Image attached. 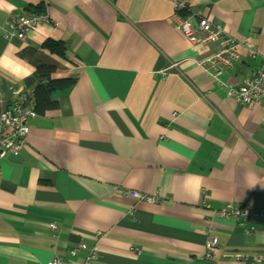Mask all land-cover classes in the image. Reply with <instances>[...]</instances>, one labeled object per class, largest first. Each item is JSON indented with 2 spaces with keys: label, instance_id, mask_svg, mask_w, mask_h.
I'll use <instances>...</instances> for the list:
<instances>
[{
  "label": "crops",
  "instance_id": "0c3cea01",
  "mask_svg": "<svg viewBox=\"0 0 264 264\" xmlns=\"http://www.w3.org/2000/svg\"><path fill=\"white\" fill-rule=\"evenodd\" d=\"M175 1L4 0L0 56L12 44L35 70L19 80L0 70V110L24 93L34 100L39 64L74 80L36 112L21 152L0 155V264H83L82 242L96 249L93 264H260L244 257L264 254V222L217 210L264 208V101L229 94L264 60V0H190L236 38L250 34L258 53L217 78L195 61L218 43H190ZM20 10L50 22L8 35Z\"/></svg>",
  "mask_w": 264,
  "mask_h": 264
},
{
  "label": "built area",
  "instance_id": "2783aa9c",
  "mask_svg": "<svg viewBox=\"0 0 264 264\" xmlns=\"http://www.w3.org/2000/svg\"><path fill=\"white\" fill-rule=\"evenodd\" d=\"M175 9L179 14L178 28L192 44L206 46L210 43H218V48L211 55L202 60H196V64H208L209 73L217 78L223 71L238 63L242 58L252 59L257 56V51L250 43V34L241 39L231 34L227 27L210 19L202 10L194 12L190 7V0H176ZM188 10V15H181L180 12ZM50 22L47 13L32 10L17 11L8 24V35H16L24 38L30 31H37L44 24ZM196 22V25L194 24ZM200 32V35L197 32ZM245 50L244 52L242 50ZM176 64V63H175ZM229 94L242 105L264 101V60L258 65L252 76L246 77L237 87H230ZM37 117L33 102L28 93L21 94L11 104L4 105L0 110V155L9 153L17 155L26 145V139L30 133V121ZM129 195L138 200L155 204L159 202L158 195H146L132 190ZM207 206V205H206ZM222 218L239 217L243 221H263L264 208L251 209L248 206H232L231 204L217 210ZM55 229L56 225L53 224ZM254 227H251L253 229ZM101 235V233H99ZM218 244L216 236H212L209 242V249L205 256L212 258V249ZM77 250L85 251L86 258L83 264H93L97 258L95 248H88L86 243L78 245ZM244 260L264 264V254H257L251 259L244 257ZM46 264H70L59 257H54Z\"/></svg>",
  "mask_w": 264,
  "mask_h": 264
},
{
  "label": "trees",
  "instance_id": "16d2710c",
  "mask_svg": "<svg viewBox=\"0 0 264 264\" xmlns=\"http://www.w3.org/2000/svg\"><path fill=\"white\" fill-rule=\"evenodd\" d=\"M180 14L185 16L189 14V11L183 10ZM43 45L62 58H67L66 46L62 41L47 39ZM53 71V66L39 64L36 68L34 77L28 80L30 84L34 85V100H32V102L34 110L37 113H43L45 110L56 107V102L51 100L52 93L57 89H64L74 80L72 78L51 79Z\"/></svg>",
  "mask_w": 264,
  "mask_h": 264
},
{
  "label": "clouds",
  "instance_id": "9594fccd",
  "mask_svg": "<svg viewBox=\"0 0 264 264\" xmlns=\"http://www.w3.org/2000/svg\"><path fill=\"white\" fill-rule=\"evenodd\" d=\"M4 5V0H0V8ZM13 6H9V11ZM15 48L14 45L9 44L5 49L4 55L0 56V70L7 72L14 79H24L35 70L26 61L22 60L18 56L11 54L10 50ZM198 179V178H196Z\"/></svg>",
  "mask_w": 264,
  "mask_h": 264
},
{
  "label": "water",
  "instance_id": "95a60500",
  "mask_svg": "<svg viewBox=\"0 0 264 264\" xmlns=\"http://www.w3.org/2000/svg\"><path fill=\"white\" fill-rule=\"evenodd\" d=\"M194 24L196 25V22H194Z\"/></svg>",
  "mask_w": 264,
  "mask_h": 264
}]
</instances>
